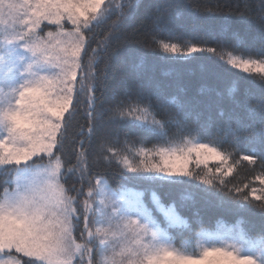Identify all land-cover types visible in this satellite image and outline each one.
Returning a JSON list of instances; mask_svg holds the SVG:
<instances>
[{
  "label": "snow or ice",
  "instance_id": "1",
  "mask_svg": "<svg viewBox=\"0 0 264 264\" xmlns=\"http://www.w3.org/2000/svg\"><path fill=\"white\" fill-rule=\"evenodd\" d=\"M141 7L0 0V264H264V0L255 47L231 28L234 14L250 22L247 2L205 6L168 38L157 33L185 7L153 4V54L227 81L198 97L146 79L145 53L112 83ZM243 161L259 162L260 188L224 179ZM208 206L237 218L208 227ZM249 212L259 232L244 226Z\"/></svg>",
  "mask_w": 264,
  "mask_h": 264
},
{
  "label": "trees",
  "instance_id": "2",
  "mask_svg": "<svg viewBox=\"0 0 264 264\" xmlns=\"http://www.w3.org/2000/svg\"><path fill=\"white\" fill-rule=\"evenodd\" d=\"M120 3L121 0H116ZM156 0H142V7L137 17L130 22L127 27L128 32L136 30L138 33L137 42L130 45V52L117 63L113 65L112 69V83H118L122 79H131L133 76L132 65L135 62V56L138 53H145L147 55V68L146 79H150L154 83H158L165 88L167 92H174L175 85H182L190 97H198L200 95V88L202 85L216 89H224L227 85V81L220 79H205L202 74L199 62H181V61H167L161 59L163 54H153L150 47H148L152 27L149 20V16L153 11V4ZM173 3H178L185 7V15L181 18L168 21L165 19V29L157 33L161 38H168L169 33L178 36L183 31V26L191 24L195 19H203V8L220 6L223 8L225 5H229L233 8L239 3L240 10L244 11L245 2L249 7L250 22L244 23L240 20L238 14H234L232 17L231 28L233 31L238 32L246 41L249 46H258L261 29L260 25L255 21L254 17L259 11V0H171ZM225 11L227 9H224ZM185 35H190L185 33ZM175 36L173 42H175ZM246 75V74H245ZM132 138H135L133 135ZM227 147V145H225ZM247 153H241V155ZM216 162H210L209 167L215 168ZM255 169V170H253ZM260 171L259 162L257 165H248L247 161H243L240 166L234 170V172L227 177H224L232 184L242 187L243 184H249L250 188L244 189L246 192L251 190V187L260 188L259 182L255 180V176ZM110 181L112 177L109 176ZM115 187V182H113ZM140 191L144 192V199L148 200L151 191H145L144 187H137ZM158 195L162 194V198L167 200L169 198L168 189H160L157 192ZM259 194V192H257ZM175 195V193H173ZM251 199V197H250ZM191 213L184 211L183 215L189 216ZM204 216V222L206 226L213 227L218 219H223L226 223H234L237 216L231 212L225 211L214 206H208L202 209ZM246 223L245 227L252 229L254 232H259L261 227V219L254 213H241Z\"/></svg>",
  "mask_w": 264,
  "mask_h": 264
},
{
  "label": "rangeland",
  "instance_id": "3",
  "mask_svg": "<svg viewBox=\"0 0 264 264\" xmlns=\"http://www.w3.org/2000/svg\"><path fill=\"white\" fill-rule=\"evenodd\" d=\"M135 190L140 191L139 189H135ZM145 203L148 204L149 206L151 205V195L148 200H145Z\"/></svg>",
  "mask_w": 264,
  "mask_h": 264
}]
</instances>
